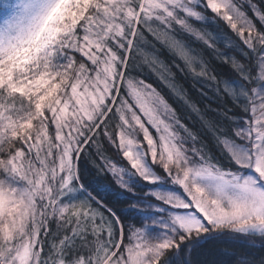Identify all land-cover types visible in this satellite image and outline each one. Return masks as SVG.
Masks as SVG:
<instances>
[{
	"label": "snow or ice",
	"instance_id": "1",
	"mask_svg": "<svg viewBox=\"0 0 264 264\" xmlns=\"http://www.w3.org/2000/svg\"><path fill=\"white\" fill-rule=\"evenodd\" d=\"M0 264H264V0H0Z\"/></svg>",
	"mask_w": 264,
	"mask_h": 264
}]
</instances>
